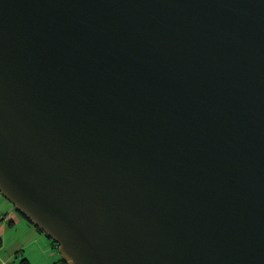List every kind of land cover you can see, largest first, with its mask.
I'll use <instances>...</instances> for the list:
<instances>
[{
	"label": "water",
	"instance_id": "1",
	"mask_svg": "<svg viewBox=\"0 0 264 264\" xmlns=\"http://www.w3.org/2000/svg\"><path fill=\"white\" fill-rule=\"evenodd\" d=\"M0 195L66 264H264V0H0Z\"/></svg>",
	"mask_w": 264,
	"mask_h": 264
},
{
	"label": "crops",
	"instance_id": "2",
	"mask_svg": "<svg viewBox=\"0 0 264 264\" xmlns=\"http://www.w3.org/2000/svg\"><path fill=\"white\" fill-rule=\"evenodd\" d=\"M0 216L9 219H0V264H20L23 259L29 264H54L59 261L60 258L51 252L54 246L47 242L45 235L23 220L7 202L0 201Z\"/></svg>",
	"mask_w": 264,
	"mask_h": 264
},
{
	"label": "trees",
	"instance_id": "3",
	"mask_svg": "<svg viewBox=\"0 0 264 264\" xmlns=\"http://www.w3.org/2000/svg\"><path fill=\"white\" fill-rule=\"evenodd\" d=\"M15 210V209H14ZM16 211V210H15ZM17 212V211H16ZM17 214L23 219V220H25L28 224H30V225H32L27 219H25L23 216H22V214L21 213H19V212H17ZM33 226V225H32ZM34 227V226H33ZM36 230L39 232V233H42L41 231H39L37 228H36ZM51 241V240H50ZM51 243H52V245L54 246V248H56L57 249V246H56V244L54 243V242H52L51 241ZM2 246V240H1V237H0V247ZM20 264H29V262H27V260H25V259H23V260H21L20 261ZM54 264H66L63 260H61V259H59V261L58 262H56V263H54Z\"/></svg>",
	"mask_w": 264,
	"mask_h": 264
},
{
	"label": "rangeland",
	"instance_id": "4",
	"mask_svg": "<svg viewBox=\"0 0 264 264\" xmlns=\"http://www.w3.org/2000/svg\"><path fill=\"white\" fill-rule=\"evenodd\" d=\"M0 201H4V202H7L1 195H0ZM7 204H9L8 202H7ZM9 206L12 208L13 206H11L10 204H9ZM16 214V213H15ZM0 218H1V216H0ZM5 218H6V216L3 218V220H1V221H7V220H5ZM46 237V236H45ZM47 238V237H46ZM48 239V238H47ZM46 240V239H45ZM47 242L49 243V244H51L50 242V240L48 239L47 240ZM51 252L54 254V255H56L57 256V258L59 259L60 258V256H59V254H58V251H57V249L56 248H52L51 249Z\"/></svg>",
	"mask_w": 264,
	"mask_h": 264
},
{
	"label": "built area",
	"instance_id": "5",
	"mask_svg": "<svg viewBox=\"0 0 264 264\" xmlns=\"http://www.w3.org/2000/svg\"><path fill=\"white\" fill-rule=\"evenodd\" d=\"M3 218H4V216H1V218H0V219H1V220H3ZM5 220H7V221H8L9 219L6 217V218H5Z\"/></svg>",
	"mask_w": 264,
	"mask_h": 264
}]
</instances>
